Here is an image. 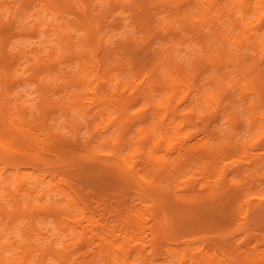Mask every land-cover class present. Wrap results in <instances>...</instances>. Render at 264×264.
<instances>
[{"label":"bare ground","instance_id":"bare-ground-1","mask_svg":"<svg viewBox=\"0 0 264 264\" xmlns=\"http://www.w3.org/2000/svg\"><path fill=\"white\" fill-rule=\"evenodd\" d=\"M69 1L76 2L75 5L79 4L81 10V15H79V17L75 16L76 19L73 22H70L67 19V14L65 15V13H67V9L71 8L67 3ZM123 1L124 0H15L10 4L7 3L9 2L8 0H0V166L3 165L0 174V199L5 204V206L11 207L16 211V213L11 216L8 212L4 210V208H2V206H0V209H2V212L0 211V249L2 248V246L6 245L9 246L11 250H18L16 252L18 257L15 258L13 261H11L12 259L10 258H6V256L4 255L0 256V264H43L45 259L51 255H53V257H49V263L54 261L55 259L57 264H65L66 258H69L71 256L72 258H70V264H98L102 260H105V264H112L110 263V257L112 253L116 254V257L119 259L123 258V264H134V261L131 259L132 250L129 247V240H131L132 238L129 233L131 232V230L127 229L131 225L132 227L133 224L135 225L134 219L133 222L131 220L128 222L125 220L122 221L125 223L122 224L123 230L127 229L125 232L127 233V235H129L128 238L124 236L126 238L124 239V241H128V243L126 241L128 246H125L124 241V243H122V246L119 244L117 245L115 243L117 246L114 250H112V247L114 245L111 243L110 237H106L107 234L106 236H104L105 233L112 232L113 228L111 227L110 229V225H108L107 228L109 227L110 230H105L107 229L105 226L102 227L100 225H97V222L95 225V219L88 220V222L90 221V223L93 222L94 224L93 225L91 223V238L93 236L95 237L104 233V237H100L99 241H101L100 243L98 242V245L101 248L97 245L98 248L93 251L88 250L87 252L81 254L71 253L68 250L69 247L77 246L83 242L84 236L86 235V226H82L83 228L81 227L82 222L81 220L78 221L77 217H75V215L73 214L74 210L71 209L70 205L67 207V212L70 213L69 218L61 217V215L63 214L67 215L66 210L61 206H46L47 204L43 206V198H45V195L43 193V186H41L39 189H32V187H30L26 170L31 168L34 172L32 175L35 177V171L41 172V175H43V168H49L48 170L49 174L52 176V180L50 183V188L48 189L47 196L53 198L55 191H60L62 194H67V187H69L72 191V194L74 193V195H76L79 199L82 200L81 193L69 183V179L67 180L64 177H60V168L62 167L63 169L65 165L67 166L66 168L69 169L68 167L69 165H71L74 159H83L82 161H84L86 156L82 157V155L85 153H87V155L100 156L101 152L107 151L106 153H108V155H112L115 161L123 162L125 167L124 170L118 172L115 169L113 170V173L115 172L117 174V177H119V179H121L123 183L127 181H133L135 184L138 185V189L140 190L142 197L144 198L151 196L154 193L153 189H157L159 191V195H162L163 197L162 201L163 199H166L167 202H165L168 203V205L166 206H168L169 208H165V206L161 207V205L160 207H152L154 213L152 214L153 219H151L155 220V222L157 223V229L153 233L154 238L151 244L152 249L150 252L154 256V259H156L160 253V255L163 254V256H165L164 259L166 258L167 263L173 264L174 258H177V249L176 251H174L176 254L174 257V253L172 252V254L171 251H169L170 247L166 248L163 246V244H165L164 236L167 235L168 237V232L174 230L173 227L174 224H176L174 223V221L176 219L177 220L175 222L178 223L179 221V224L181 223V225H185L182 229H184L187 226L186 224L188 223H190V226L191 224H193L192 230L195 229L194 231H197L196 229L198 228L200 230L201 227L210 230H212V228H216L217 230L222 225H229L232 222L229 220H227V223L221 221V218H225V220L227 218L229 219V214H226L228 211L224 213L221 210L222 207L221 209H219L218 205H216L218 207H213L214 203L218 204L219 201L220 204L221 201L225 203V198L223 200H220L221 197L218 196L219 194L217 195L215 192H212L210 195L208 194V196L204 198L206 200H201V197L204 196H197L195 195L196 192H193L194 194L192 195L191 190V194L188 193V195L190 196H179L177 198V196L179 195L178 194L176 198H174L173 194L170 192L171 189L168 190L164 186V188L162 187V184L164 185V182H161L162 179H164L165 181L167 180V184H171L172 182L170 183V181L175 179L174 177H172L171 179V175L175 174V177H179V175H177L176 173H181L179 171L183 169L182 165H187V162L190 161V157L186 159L187 162H185V160L183 161L185 164H177V157L176 160H174L175 158H171V168L168 170V164H166L164 161H161V164V162L158 161L157 157H154L150 153V151H148L150 145L160 143L164 137L155 138L153 134H150V131L148 134V131L144 133L145 128H142L143 135H145L138 138V143L140 146L139 148H137V152L144 156L145 164L151 163L153 164V166H155V163L158 166H161V176L157 175L155 173L157 171L154 172V170L153 172L154 174H156L157 177H153V179H150V177H152L151 175L150 177L147 176V172L146 175L142 173V167H140L138 165V162L136 163L133 160L132 155L129 154L131 150H127L129 148L128 146L134 138L132 139L129 136V132L132 129L131 126H128L130 124H128L127 126L125 124L129 123L126 113L129 104H132L133 102L135 104H138L139 100H143L144 97V102L146 101L145 104L148 105V112L150 109L155 110L153 114H157V112L160 113V111L163 112L160 117L158 113L159 118H157L156 116V119L158 121V124L160 125L159 129H162V136L163 134L166 135L165 133L168 132L167 134L169 136L167 137V139L164 138L163 140H168V142H166L170 146L173 144V140L171 141L170 138L172 137L170 136V133H178V131L182 128L179 127L180 129L178 130L173 129L176 130V132H173V130H171L172 128H169V124L167 122L169 115H173V117L175 116L177 120L179 118L181 120L180 123L187 124L193 121V119L197 116H199L200 118H205V116H208L209 118L210 115L213 116L214 113L216 114L219 112V110H221L223 111L222 116H224L225 112L230 115L229 118L231 120H234L235 123L237 121L239 122L240 120L238 119L236 108L235 110L231 109L233 108V106L230 108V106L226 104L227 100V102H229L230 100L234 107H237V111L240 107V101L241 103L243 101L244 104L242 103V107L244 106L243 109L248 110V112L245 110V112L248 113V117L250 113L249 120L251 121V126H253V130L256 129L254 128V125L257 122L259 123V121L264 120V110L262 109L263 111H259V108L260 110L261 107L264 108V54L260 53V50L264 49V14H262V12L264 11V0H237L239 2L232 1V8L236 9L235 14L227 10L228 0H204L200 3L194 2V0H134L135 4H137L139 8V12L140 8L143 6V10H141L143 14L142 16L140 14L137 15V13L139 12H136V15L139 18L137 21L132 22H140V24L145 27L147 33L145 35L142 32V34L145 35L144 37H142V35L140 34L141 40L140 38L136 39L135 36L132 35V37L137 40V43H135V45L137 46L132 44V41L129 40L128 43L124 44L123 46H115L114 44L115 47L112 46V49L107 44L108 36L106 37V35L104 34V28H106V25L103 24V20L106 15L105 13L107 12L108 14L109 9L114 7L115 10H117V6L121 5L120 2ZM131 1L129 0L128 3ZM182 1H186L189 4V7L187 4L188 8H185L183 10V4H180V2ZM128 3L126 5H128ZM132 5L133 3L131 4V8L133 7ZM165 6L169 8V11L167 12V16L169 17V19L163 22V19L161 18H163L165 14H161L160 8H162V11H164ZM120 8L122 7L120 6ZM122 11H124V9ZM131 11L134 10L132 9ZM131 11L128 12L127 8V13H131ZM43 12H48V14L50 15V19L48 18V16L46 19L50 21L51 25V29L48 31L50 34H48L47 32V38L44 40L40 38L39 33V30L44 32L46 31V29L43 27L42 22ZM110 12L113 11L111 10ZM125 12H122L124 16L125 14H127ZM149 13L151 14V16H153V19L148 16ZM117 15H119V13H117ZM235 15H237L238 17V19L236 18V20L235 17H233ZM133 17H135L136 19V16L133 15ZM195 17H198L196 19V22H199V24L192 23L191 18H194L195 21ZM166 19L164 18V20ZM123 20H125V18ZM253 20H258V28H256L258 33L256 36H252V34H250L252 28H254L255 30V27L252 26ZM129 25L130 21L128 22V26ZM161 25L163 27L164 25H166L164 31H162L163 28H160ZM131 27L133 28V26H130V29ZM78 29L84 31V33L81 32L83 34H78L76 36V32ZM114 29L115 27L113 28V30ZM130 29L129 33L127 28V31L125 32L124 29V32L130 35V33H132L130 32ZM134 29H136V27ZM13 30H15V32L16 30H19L20 35L17 37L16 35L13 36ZM125 33L123 34L125 35ZM138 33L141 32L139 31ZM115 35L116 33L114 34L113 38L117 37ZM137 35L136 37L138 38L139 35ZM118 37L120 38V36ZM160 40H162L161 42H163V40H165L164 42H166L167 40L166 45L165 43V46L163 45L164 49L166 47L165 50L157 48V46L159 47L158 42ZM183 41H185V43L190 41L187 45H185L187 49L186 51L184 45H181L183 46L186 54H182L183 49L181 48V46H179V44ZM161 42L160 45L163 44ZM108 43L109 45H111V42ZM120 45L122 44L120 43ZM140 51H144L148 56L146 62L143 63L144 65L141 64V68L146 66V70L148 69V72H146V76L147 79H149V84H146V86L144 87L142 86L143 88L140 87L141 84L138 83L139 80H135L134 77V61L135 57H137V52ZM15 52H17V54ZM120 53L122 54V56L126 55L132 57H130V59L126 61V59L124 60L125 57L122 58L120 56ZM43 54L45 55V57H43ZM143 57L145 58V56ZM123 60L126 61L128 68H126V66L125 68H120L121 72L119 73L129 71V74H127L128 77L133 76L134 81H131H133L132 83L134 84L136 83V91L139 92L137 93L138 96H136L134 100H127V98L124 99L123 95V98L121 97L119 99H116L117 92H115L114 94L113 92H111L113 95H115V100H113V95H110L109 93V90L110 88H112L113 84L116 86L114 87L113 85L114 89L116 88L118 89L117 91H121V88L125 84V81L128 82L127 79L125 80V78H128L126 77L127 75H125V78L122 79V75L120 74V80L118 72V75L116 77L118 80L115 79L116 81L114 80L113 84L111 82L115 78V71L119 69V66L121 65L120 62H122ZM63 64H66L65 68L67 70H64V68L62 67ZM136 69L138 70V68ZM88 74H92L97 81V84L94 87L95 101H98L97 104L99 105V102L103 101V99H107V103L110 105L108 106L111 108V110L113 109L114 114H119V117H121L122 119L125 118L124 125H122L125 127L119 125L115 126V120L118 116L111 118L109 117V113L108 115L107 113L98 110V114L100 115L101 113L100 118L98 119V116H96V122H92L87 128L88 132L86 131V133L88 135H86V141L84 145L69 147L68 145L70 144V142L69 144L67 143L65 133L63 131H59L57 127L54 128V125L49 123L48 121L52 119V117L56 121L57 119H63L61 117H64V119L66 120L65 123L67 124L66 127L70 128L73 138L78 139L79 133H81V130H83L84 128L79 126L73 120V116L70 115V113L74 110V106L78 105L82 106L79 107L80 109H78V112L81 111L82 116L86 115V111L84 110L82 104L85 102L86 91H88L89 93L91 92V88L87 86L86 81ZM19 76L23 77L24 82L22 83H24L25 86H28L29 88L32 87L34 93H36L37 97L33 98L31 101L29 98H27L25 94L23 95L21 93L20 88H23L24 84H21L22 87L20 86L18 90H20L22 97L26 96V99L23 100L21 97L20 99L22 100H15L17 99V97L15 98L13 92L16 91L18 93L16 87H18L19 84L16 83V86L14 84L15 87H13V83L17 79L16 78L14 80V78ZM24 77H26V79H24ZM138 78L140 79V81L145 80V78L144 80H141L140 77ZM207 78L209 84L211 85L212 92L209 93V97H204L205 93L207 92V89L205 88L206 84L208 83L206 82ZM228 79L232 83L235 82V85L237 84V87L239 86V88L233 91L231 87L232 83H230V87H228ZM109 80L111 86H109L108 88L107 86L108 84H110ZM123 80L125 81L122 83ZM72 87H75V91L71 90ZM82 87L85 88L83 90H79ZM208 87L210 89V86ZM233 87L235 88L234 85ZM14 88L15 91H13ZM51 89L55 92V94H50ZM236 91H240L241 95L239 96L238 94H236ZM59 93L60 95H58L56 100H53L54 95H57ZM120 94L121 93H119L118 96H121ZM158 96H160V98H158ZM194 98H196V100ZM196 101H199V103L197 104ZM208 101L212 102V106H206ZM194 102L198 106H196ZM69 103H72L71 106L68 105ZM182 104L184 105V107L187 106L185 107L186 110H184V108L178 110V108ZM209 104L211 105V103ZM105 108H107V106ZM148 112L145 113L143 117L141 116L142 118H140L141 120L143 119L145 121V127H147V122H149V120L153 122V119L151 117L152 115L150 116L151 113ZM105 114L107 115V117H105ZM225 116L227 115L225 114ZM242 116L240 118H242ZM246 116L247 115L245 114V119ZM113 125L115 126L114 132L111 128ZM259 125L260 124H258V127H261L259 128V130H263L264 127ZM151 126H149V128L146 130L153 131L152 128L150 129ZM110 128L114 133V137H110V135L105 136L104 134L106 132H111ZM154 131H158V129L155 128ZM138 135L142 134H136V137ZM231 137L233 136L231 135ZM97 138L100 139V144H97V141L99 142ZM231 141L232 140H230L229 143H231ZM237 144L240 147V143L238 142ZM131 145L133 146L132 151L134 154L135 144L133 145L131 143ZM168 145L167 148H169ZM231 149H233V147H231ZM126 150L127 152L129 151L128 154L126 153ZM223 151L224 149L222 148V153ZM227 151L230 152V150ZM45 152H54V159L51 160L49 158L47 159L46 157H43V155H45ZM214 154H216V151ZM78 155H80L81 158L78 157ZM101 155H103V153ZM220 155L218 150V160ZM213 159H216V156L213 157ZM199 160H201L200 157ZM217 161L215 165L218 163ZM203 163L204 168L206 170L210 169L209 167L212 166L213 171V164L211 165L210 163V165H208V162H206L205 165V162ZM254 163H256V161ZM254 163L253 161H250L251 165L249 166H251V168L256 169V167H254ZM225 165L222 166L223 173V167ZM261 165L264 166L262 162ZM216 166L219 167V164ZM259 167L260 163L258 168ZM58 168L59 172H57ZM75 168L77 169L76 166ZM86 168L87 167H85V169ZM94 168L93 171L95 172ZM76 169L75 171L77 172ZM87 169L89 170L90 167ZM70 170L73 169L70 168ZM226 171L228 172V170ZM59 173L60 175L58 176ZM258 173L259 175H261V177L262 175H264L262 173L260 174V172ZM239 176L242 177L241 175ZM159 177H161V181L159 179V183L161 184H159L157 180ZM181 178V176L179 179L177 178L178 182H180L179 180ZM256 178H258V176H256ZM190 181H192V179ZM183 182H185V180H183ZM225 182L227 183L226 180ZM221 183L222 182H220V184ZM249 184L250 182L248 183V185ZM227 186L228 185H226L224 189L221 188V186H215L216 189L219 188L216 190V192L219 191V193H221V189L223 191L228 190ZM14 188H16V190L14 193L11 194V189ZM247 189H249V186ZM221 194L225 196L223 192ZM244 194L246 196V193ZM153 195L155 197V193ZM156 195L158 196V194ZM247 195L248 198L251 197L249 196V192ZM65 196L67 199L69 198L67 195ZM231 197L228 195L227 198L231 199ZM126 198L127 197H125V199ZM153 199L156 200V197ZM230 199L229 204L231 202ZM82 201L86 202L84 201V198ZM154 204L156 205L155 202ZM236 206L237 205H235L234 207ZM37 209H42V212L43 210H45V213H47L48 215L58 216L56 220H53L55 225L51 228L49 236L52 238V241H54V244L57 246L58 252L52 250L51 248L48 250L45 249L42 253L35 254L34 247L36 241L43 240V236L40 233L41 227L38 225L39 223H41V220H37L33 216ZM87 209H89V206L87 207ZM130 210L132 209L130 208ZM153 211L151 210V212ZM202 211H205V213L203 212L202 214L204 216L198 217L199 214L197 213H202ZM130 212L131 211H127V220L132 217L134 218L133 214L135 213L129 214ZM231 212L232 216L235 211ZM171 213L172 215L175 214L177 216V218L173 217L175 220L171 217ZM205 216L206 219L203 220V217ZM21 217H25V219L20 220ZM158 217L162 223H158ZM126 218L124 214L123 219ZM135 218L139 219L138 217ZM84 219H86L87 221V217H85ZM25 222H28L27 226L24 224ZM71 222L75 224V227L69 228ZM139 223L141 224V221L139 222L138 220L136 223V227L137 225H139ZM226 226L227 225H225V227ZM229 227L230 226H228V228ZM188 229L189 228L187 227V229L185 230L188 231ZM120 230L122 232V228ZM223 230L221 229V231ZM113 231L115 232V229ZM173 234H177L175 233V230ZM69 235L73 236V241L65 245L63 243L65 241L64 239L67 238ZM16 238H20L22 241L26 242L25 245L20 249L19 247H12V245L16 242ZM115 238L117 237L115 236ZM112 239L114 241L113 236ZM166 240L168 241V239ZM217 245H219V243H217ZM93 247L95 248L96 246L93 245ZM140 251L141 253H139L138 257L141 263L150 264L148 260L149 257L145 253V250L142 251L141 249ZM118 252H120V254L122 255H117ZM39 256L41 257L39 258ZM195 258L192 257L191 260L195 261ZM166 260L164 261L166 262ZM205 260H208V264H217V261H215L216 263H214L211 260L207 259L205 256H203L202 263L205 264ZM255 260H259V256H256L254 261ZM198 261L201 260L198 259ZM197 263L200 264V262Z\"/></svg>","mask_w":264,"mask_h":264},{"label":"rangeland","instance_id":"rangeland-1","mask_svg":"<svg viewBox=\"0 0 264 264\" xmlns=\"http://www.w3.org/2000/svg\"><path fill=\"white\" fill-rule=\"evenodd\" d=\"M8 1L9 2H7V3L11 4L15 0L14 1L8 0ZM128 1L124 0L123 2H120L121 5L117 6V10H115V8L113 7L114 9L113 8L109 9L108 14H107V12L105 13L106 15H105V18L103 20L104 21L103 24L106 25L107 29L104 28V31H105L104 34L106 35V37L108 36L107 44L112 49H113V47H115L117 45L123 46L124 44H127L129 40H131L132 44L135 45V43H137V40H135L134 37H132V35H134L136 39H139L140 34L142 35V37H144L147 33L145 30V27L142 24H140V22H138L139 24L136 22H132V21L138 20V18H139L137 16L138 14H140L142 16L143 12H141V10H143L142 9L143 6L140 8V12H141L140 13L137 4H135V1L130 0L131 1V2H129L130 5H129ZM146 1H149V0H146ZM201 1H204V0H200V1L194 0V2H199V3ZM232 1L236 2L237 0H235V1L234 0H228L227 10L230 11L231 13L233 12V14H235L236 9L232 8V3H231ZM184 2L183 1L180 2L181 5L183 4L182 5L183 10L185 8L189 7V4L186 1H184ZM237 2H239V1H237ZM67 3L71 8L67 9V13H65V15L67 14V19L70 22H73L76 19L75 16L79 17V15H81V10H80L79 4L75 5L76 2L69 1ZM127 3H128V5H126ZM132 3H133L132 6L135 9L133 7L131 8ZM122 4L126 5V6H123ZM187 4H188V7H187ZM72 6H73V8H72ZM77 6H78V8H77ZM120 6L124 9V11H122L123 9L120 8ZM165 7H164V11H162V8H160L161 14L162 15L165 14L163 16V18H161V15H160V18L163 19L162 20L163 22L167 21L169 19V17L167 16V12L169 11V8H167V7L165 8ZM127 8H128V12L131 11L132 9L134 11H131V13H127ZM165 9H167V10H165ZM111 10L113 12H110ZM125 10H126V12H125ZM73 12H74V14H73ZM122 12L127 13L128 17H127V14H125V16H124L122 14ZM136 12H139V13H137V15H136ZM117 13H119V15H117ZM262 14H264V11L262 12ZM107 15H108V17H107ZM109 15H111V16H109ZM133 15L136 16V19H135V17H133ZM47 16L50 19V15L48 14V12H43L42 22H43V27L46 29V31L44 32V31L39 30L40 38L43 40L47 38V32L51 29L50 21L46 19ZM148 16H150V18L153 19V16H151L150 13L148 14ZM166 16H167V19H166ZM122 17H123V19L125 18V20H123ZM233 17H235V20H236V18L238 19L237 15H235ZM126 18H127V22H126ZM164 18L166 20H164ZM197 18L198 17H195V21H194V18H191L192 23H198L199 24V22H196ZM133 19H135V20H133ZM120 21L121 22L123 21V22L121 23ZM129 21H130V25L128 26ZM257 21L258 20H253L252 26L255 27V30H254V28H252V31L250 32V34H252V36H256L258 33V31L256 30V28H258V26H257L258 22ZM131 22H132V24H131ZM125 25H126V28L128 29V33H129L130 26H133V28L131 27V29H130V32H132V33H130L131 38H130L129 34L125 33L127 31L125 28ZM136 25L139 27L141 25V27L139 28ZM134 26L136 27V29H134L135 28ZM165 26L166 25H164V27L162 25L160 26L161 29L163 28L162 31L165 30ZM114 27H115V29L113 30ZM116 27H117V29H116ZM121 28L123 31L121 30ZM142 28H143V30H142ZM124 29H125V32H124ZM107 30H108V32H107ZM111 31H113V32H111ZM116 31L118 32V35H117ZM133 31H134V33H133ZM139 31L141 33H138ZM174 31H173V34H174ZM81 32L84 33V31L78 29L76 32L77 33L76 36L78 34H83ZM110 32H111V34H110ZM142 32L145 35H143ZM13 33H14L13 36L16 35V37L20 35L19 30H16V32H15V30H13ZM115 33H116L115 36H117V37L113 38ZM119 33H121V34H119ZM123 33H125V35ZM48 34H50V33L48 32ZM109 35H110V38H109ZM136 35L138 36V38L136 37ZM118 36H120V38ZM124 38H128V39H124ZM115 40H117V41H115ZM140 40H141V38H140ZM142 40H143V38H142ZM161 41L162 40H160L158 42L159 47L157 45L156 46L158 49L165 50L166 47L164 49L163 45H164V43L166 45L167 40H166V42H164L165 40H163V42H161ZM108 42H111L110 43L111 45H109ZM140 42H143V41H140ZM160 42L163 44L160 45ZM189 42L185 43V41H183L179 44V46L184 45V48L186 51L187 49H186L185 45H187ZM120 43L122 45H120ZM114 44H115V46H114ZM135 46H137V45H135ZM181 48L183 49L182 54H184V53L186 54L183 46H181ZM261 50H262V52H261ZM261 50H260V53L264 54V49H261ZM15 53L17 54V52H15ZM120 56L122 58L125 57L124 60L126 59V61H128V59H130V57H132V56L129 57L126 55L122 56L121 53H120ZM136 56L137 57H135V61H134V65H135L134 77H135V80H139L138 83H140L141 84L140 87L143 88L144 86H146V84H149V82H148L149 79H147V76H146V72H148L147 71L148 69L146 70V66L141 68V64L144 65L143 63L146 62L148 56L146 55V53L144 51L137 52ZM143 56H145V58ZM43 57H45L44 54H43ZM139 57H140V59H139ZM124 60L122 62H120L121 67L119 66V69L115 71L116 75H114L115 78L111 81L112 84L114 83L115 79L118 80L116 77H117L118 73L121 72L120 68H122V67L125 68V66H126V68H128L126 61H124ZM124 63H125V65H124ZM67 65H68V63H67ZM62 67L64 68V70H67L65 68L66 64H63ZM136 68H138V70ZM141 70H143V71H141ZM138 71H139V73H138ZM115 72H114V74H115ZM120 74L122 75V79H123V78H125V75L129 74V71L119 73V75H118L119 77H120ZM24 76H26V75H24ZM126 77H128V75ZM138 77H140L141 80H144V78H145V80L140 81V79ZM15 79H16V81H14ZM24 79H26V77H24ZM119 79L121 80V77ZM126 79L128 80V82L129 81L130 82L129 83L126 82L125 81ZM14 80H13L14 81L13 87L16 86V83L19 84V86L17 84L18 87H16L18 93L15 91V88L13 90L16 92V94H15V92H13L15 95V98L17 97V99H15V100H18V101H20L22 99L25 100L26 99L25 97L27 96V98H29L31 101L33 98L37 97L36 93H34L32 87H30L31 88L30 89L28 86H25V84L22 83V82H24L22 76L15 77ZM125 80H123L122 83L125 81L126 85L125 84L123 85V87L121 88V91H117L118 89H116V88L114 89V87H116V86L113 84L114 87L112 85V88H110L109 93H110V95H113L115 92H117L116 93V99L121 98L123 95L124 99L127 98V100L128 99L134 100L136 98V96H138L137 93H139L136 91V86H135L136 83L135 84L132 83L134 81V78H133V76H130L128 78H125ZM131 80H133V81H131ZM86 81H87V86H89V88H91L90 93L88 91H86V94L84 93L85 94V102L82 105L84 107V110L86 111V115L82 116L81 111L78 112V109H80L79 107H82V106H78L76 104H75L76 106H74V110L70 113V115L73 116L72 117L73 120L79 126L84 128L83 130H81V133H79L78 139L73 138L72 132L70 131V128L66 127L67 124L65 123L66 120L64 119V117H61L63 119H57V121L54 120L52 117L53 120L50 119L48 121L49 123L54 125V128L57 127L59 131H63L65 133V138L67 139V143L69 144V142H70V144L68 145L69 147H73V146L76 147L78 145H82V146L84 145V143L86 141V135H88L86 133V131L88 132L87 128L90 126V124L92 122H94V123L96 122V120H97L95 118L96 116H98L97 117L98 119L100 118L101 113L99 115L98 114L99 112H97L98 110L105 112L107 114L109 113L110 114L109 117H111V118L118 116L117 119L115 120V124H116V125L114 124L115 126H117V125L122 126V125H124V122H125V120H124L125 118L122 119L121 117H119V114H114L113 109L111 110V108L109 107L110 105L107 103V99H103V101L99 102V105L97 104L98 101H95V94H94V92H95L94 87L97 84L95 77L92 74H88ZM206 82H208V78L206 79ZM109 83H110V80H109ZM230 83H232V82L229 81V79H228L227 80L228 87H230ZM14 84H15V86H14ZM21 84L22 85L24 84V87H25V88L24 87L20 88L21 93L23 95L24 94L26 95L24 97H22L20 90H18L19 87L21 86ZM233 85L235 86V88L233 87ZM109 86H111V83L108 84L107 87L109 88ZM208 86H210V89ZM231 87H232L233 91H235L239 88V86L237 87V84L235 85V82L232 83ZM84 88L85 87H82L79 90H83ZM205 88L207 89V92L205 93L204 97L205 96L209 97V95H210L209 93L212 92L211 91V85L209 84V82L206 84ZM71 90L75 91V87H72ZM82 92H84V91H82ZM111 92H113V94ZM119 93H121L120 94L121 96H118ZM239 93H240V91H236V94H238L240 96L241 93L240 94ZM50 94H55V92L51 89ZM58 95H60V93L57 95H54L53 100H56ZM160 96H158V98H160ZM21 97H22V99H20ZM113 97H114V99H113ZM113 97H112V99L115 100V95H113ZM194 99L196 100V98H194ZM144 100H145V98L143 97V100H139L138 104H135L133 102L132 104H129V106H128V110H127L126 114H127V119L129 120V123H125V124H126V126L128 124H130L128 126H131V128H132L131 131L129 132V136L132 139L134 138L133 141H131V143L133 145L135 144L136 148L134 147L135 152L133 154V151H132L133 146L130 143V145L128 146L129 148L127 150H129V151L131 150V152L129 153V151L127 152V150H126V153L127 154L129 153L130 155H132L133 160L136 163L138 162V165L140 167H142V169H143V172H142L143 174L146 175L148 173L149 175L147 174V176L150 177V175H151L152 177H150V179H153V177H155V178L157 177L156 174L161 176V174H160L161 166H158L155 163H154L155 166H153V164H151V163L150 164L146 163L147 164V167H146V164L144 163V161H145L144 156L137 152V150H138L137 148H139V146H140L138 143V138L145 135V134L143 135V129L144 128H145L144 133L146 131H148L147 132V134H148L150 131V134H153V136L155 138L164 137L167 139V137L169 135L167 134L168 132H166L165 133L166 135L163 134V136H162V129H159L160 125L158 124V121L156 119V116H157V118H159L163 112L160 111V113L157 112V114H153V112H155V110L150 109V108H149L150 109L149 112L151 113L150 116L152 115L151 117L153 119V122L151 120H149V122H147V124L149 126H151L153 124L150 127V129L152 128L154 131L155 128H157L158 131L153 132L152 130H146L149 128V126L147 125V127H145L144 126L146 124V123H144L145 121L143 119L142 120L140 119L143 117V115L145 113L148 112V110H147L148 105L145 104L146 101L144 102ZM209 100H211V99H209ZM227 101H226V104H228L230 106V108L233 106V108H231V109L235 110V108H236V112L238 114V119L240 120L239 122L237 121L235 123L234 120H231L229 118L230 115H228L225 112H224V116H222L223 111H221V110H219V112L216 114L214 113L215 115L213 114V116L210 115L211 118H210V116H209V118H208V116H205V118L204 117L200 118L199 116H197L193 119V121L187 123L188 125L180 123L181 120L179 118L177 120V118L175 116L173 117V115H169L168 119H167V122L169 124V128L170 129L172 128L171 130H173V129L178 130V129L182 128L178 131V133H172V132L170 133V136H172L170 138H171V141L173 140V144L171 146L168 145L167 144L168 140H166L167 141L166 142L163 140L164 139L163 138L160 143L150 145L148 148L149 149L148 151H150V153L154 157L156 156L158 161H160V162L164 161L166 164H168V170L171 168L170 164L172 163V161H170V160H172L174 158H175L174 160H176V157H177V159H178L177 164H181V163L185 164L183 161L185 160V162H187L186 159H188L190 157L189 158L190 161L187 162V165L186 164H185V166L182 165V168L184 170L183 169L180 170L179 172H181V173H178V172L176 173L177 175H179V177H175L176 176L175 174L171 175V179H172V177L175 178V179L170 181V183L171 182L173 183V186H172V183L167 184L166 183L167 180L165 181L164 179H162V181H161V177H159L157 179L158 183H159V179L161 182H164V185L162 184V187L164 186L168 190L171 189L170 192L173 194L174 198H176V196L178 194L179 195L177 196V198L179 196L180 197L190 196V195H188V193L191 194V190H192V195L196 192L197 194L195 193V195L200 196V197L204 196V197H201V200H206L204 198H206L208 196V194L210 195L212 192H215L217 195L219 194L218 196L221 197L220 200H223L225 198L224 199L225 203L223 201H221V204H220V201H219L218 204L214 203L213 207L215 208V207L219 206V209H221V207H222L221 210L224 213H226L228 211L226 214H229V219L227 218L225 220V218H221V221L226 222V223H227V220L232 221L229 225L225 224V225H227L226 227H225V225H222L220 227L222 230L225 227L224 228L225 232H224V230L221 231L220 228L217 230H216V228H212V230H210V229H207V228L205 229L202 227L200 230L198 228V229H196L197 231H194L195 229L192 230L193 224H191V226H190V223L186 224L187 226L184 229H182L185 225L183 226V224L182 225H181V223L179 224V221H178V223L175 222L177 219L175 220L173 217L177 218V216L175 214L172 215V213H171V217L175 220L174 223H176V224H174L173 228L175 230V233H177V234L176 235L173 234L174 230L169 231L168 237H167V235L164 236L165 244L166 243L167 244H166V246H165V244H163V246L166 248L170 247L171 249L169 248V251H171V253L172 252L174 253V257L177 254L176 255L177 258L176 259L174 258L173 264H175V261H176V264H194V263L199 264L197 262H200V264H204V263H202V257L203 256H205L207 259L211 260L214 263H216L215 261H217V264H219L220 262L221 263L223 262L222 264H264V175H262V177H261V175H259V173H258V172H260V174L261 173L264 174V166L261 165V162H262V164H264V161H263V159H264V128H263V130H259V128H261V127H258V124H260L261 126L264 127V120H262L263 122L262 121H259V123L257 122L255 124L256 127L254 125V128H256V129L253 130V126H251V121L249 120L250 119V113H249V117H248V113L245 112L246 109H243L244 106L242 107L243 101H242V103L240 101V107H239L238 111H237V107H234V105L232 104V102H230V100H229V102H227ZM208 102L211 103V105ZM208 102H207L206 106H212V102H210V101H208ZM198 103H199V101L197 102V104ZM71 104L72 103H69L68 105L71 106ZM105 104H107V105H105ZM182 105L178 108V110L183 109V108H184V110H186L185 107H187V106L184 107V105L183 106ZM195 105H196V103H195ZM106 106H107V108H105ZM196 106H198V105H196ZM262 109L264 110L263 107H261V110L259 108V111H263ZM212 110H215V109H212ZM246 111L248 112V110H246ZM158 113H159V117H158ZM225 114L227 116H225ZM242 114H243V116H242ZM245 114L247 115L246 119H245ZM241 116H242V118H240ZM105 117H107L106 114H105ZM150 122H151V124H150ZM208 123H209V125H208ZM114 125L111 127L113 129V132L115 129ZM171 125H173V126H171ZM122 127H125V126H122ZM112 129H111V132H109V133L106 132L107 134L104 133L105 136L110 135V137H114V133L112 132ZM208 129H210V130H208ZM176 130H173V132L174 131L176 132ZM209 131H210V133H209ZM136 134H142V135H138L136 137ZM216 134H218L219 137ZM231 135L233 137H231ZM135 138L137 139V141ZM97 139L99 140V142L97 141V144L98 143L100 144V139L99 138H97ZM230 140H232L231 143H229ZM233 141H235V142H233ZM238 142L240 143V147L237 144ZM81 143H83V144H81ZM137 143H138V146H137ZM167 145L169 146V148H167ZM191 146H193V147H191ZM198 146H199V148H198ZM200 147H202V148H200ZM231 147H233V149H231ZM195 148H197V149H195ZM222 148L224 149L223 153H222ZM191 149H192V152H191ZM218 150H219V155L221 153V155L219 156V160L217 159L218 158L217 157ZM227 150H230V152ZM215 151H216V154H214ZM104 152H101V154L103 153V155L100 154V156L99 155H97V156L87 155V153H85L83 155L81 154L82 157L86 156L84 161H82L83 159H81V160L74 159L73 162L71 163V165H69V167H68L69 169H67L66 168L67 166H65V165H64L63 169H62V167L60 168V171H61L60 177H64L67 180L69 179L68 180L69 183L71 185H73V187H75L81 193L82 200L84 198V201H86V202H83L76 195H74V193L72 194V191L69 187H67V194L66 193L62 194L60 191H55L53 198L47 196L48 195V189L50 188V183L52 180V176L49 174V170H48L49 168L48 169L43 168V175H41V172L35 171L36 172V176H35L36 179L32 175L34 173L33 170L31 168L27 169L26 172H27L28 182L30 184V187H32V189H39L41 186H43V193L45 195V198H43V206H45V204H47L46 206H61L62 208H64L66 210V213H67V215L63 214V215H61V217L62 218H69L70 213L67 212V209H68L67 207L70 205L71 209L74 210L73 214L75 215V217H77L78 221L81 220V222H82L81 227L86 226L85 227L86 228V231H85L86 235L84 236L83 242L77 246L69 247L68 250L71 253L81 254V253L87 252L88 250L93 251V250L97 249L99 246L98 242L100 243V241H101V240L99 241V238L106 236V234H107L106 237H108V238L110 237L111 243L114 245L112 247V250L116 249V246L118 244L122 246V243H124V242H125L124 243L125 246H128V244H127L128 241L126 240L127 243H126V241H124V239L129 237V235H127V233L125 232L128 229V230H131V232H129V233L132 236V238H131V240H129V247L132 250L131 251V259L134 261V264H142L139 257H138L139 253H141V251H140L141 249H142V251L145 250V253L149 257L148 260H149L150 264H169V263H167L166 258L164 259L165 256H163V254L160 255V253H159V256L157 254V256L159 258L157 257L156 259H154L153 258L154 256L150 253L151 249H152L151 244H152L153 238H154L153 233L157 229V227H156L157 223L155 222V220H152L153 219L152 214L154 213L152 207L153 206L160 207V205H161V207L165 206V208H169L168 206H166V205H168V203H166L167 202L166 199H163V201H162L163 197H162V195H159V191L157 189H153L154 193H155L156 200L153 199V198H155L153 195L154 193L151 195L152 198H151V196H149V197H145V198H147V199H145L144 197H142V194H141L140 190L138 189L139 188L138 185L135 184L133 181H127V182L123 183L122 180L119 179V177H117V174L115 172L113 173L114 169L117 170V172L124 170L125 167H124L123 162L115 161V159L112 155H110V154L108 155V153H106L107 151H104ZM188 152H189V155H188ZM190 153H193L194 155L190 154ZM53 154H54V152H51V153L45 152V155H43V157H46L47 159L49 158L52 160V159H54ZM111 156H112V158H111ZM184 156H186V157H184ZM215 156H216V159L218 161L216 159H213V157H215ZM78 157L81 158L80 155H78ZM199 157L202 161L199 160ZM192 158H195V159H192ZM157 159H155V160H157ZM254 159H256V160H254ZM193 160L195 162L196 161L197 162L195 163ZM216 161L218 162L216 165L219 164V167L221 165L220 168L215 165ZM250 161H253V163L256 161L257 164L254 163V167H256V169L251 168V166H249V165H251ZM80 162H81V166H80ZM203 162H205V165H206V162H208V165H210V163H211V165L213 164L214 165V167H213L214 172L212 171V166L209 167L210 169L206 170L204 168ZM84 163H85V165H84ZM189 163H191V164H189ZM259 163H260V167L258 168ZM95 164H96V166H95ZM161 164H162V162H161ZM223 165H225L223 167L224 173L222 171ZM72 166H74V167H72ZM75 166L77 167V169L75 168ZM261 166H262V168H261ZM2 167H3V165L0 166V174H1V168ZM85 167H87V168L90 167V169L89 170L87 168L85 169ZM94 167H96V168H94ZM70 168H72L74 170V173H73V170H70ZM81 168H83L84 170ZM93 168L95 169V172L93 171ZM75 169L77 170V172L75 171ZM239 169H240V171H239ZM253 169H254V171H253ZM153 170H154V172L155 171H157V172L159 171V172L158 173L155 172L156 174H154ZM215 170H216V173H215ZM226 170H228V172ZM65 171H67V172H65ZM57 172H59V168L57 169ZM91 172H92V174H91ZM225 172H226V174H225ZM244 172H246V173H244ZM252 173H253V175H252ZM246 174H247V176H246ZM59 175H60V173L58 174V176ZM239 175H241L243 178L240 177ZM180 176L182 178L179 180L180 182H178V179L180 178ZM244 176H245V178H244ZM256 176H258V178H256ZM251 177H253V178H251ZM70 178H71V180H70ZM259 178H260V180H259ZM186 179L188 182L186 181ZM191 179H192V181H190ZM222 179H223V181H222ZM183 180H185V182H183ZM225 180L227 181V183L225 182ZM175 181H177V182H175ZM218 181L222 182L221 184H223V185H221L220 182H218ZM249 182H250V184L248 185ZM186 183H188V184H186ZM159 184H161V183H159ZM217 185H218V187L221 186V188H223V189L226 187V185H228L227 186L228 190L223 191L221 189V193L223 192L225 194V196L222 195L221 193H219V191L216 192V190L219 189V188H217V189L215 188V186L217 187ZM247 185L249 186V189H247L248 188ZM170 186H171V188H170ZM255 186H257V187H255ZM122 187H123V189H122ZM214 188H215V190H214ZM230 188H231V190H230ZM174 189L176 192L174 191ZM242 189H243V191H242ZM246 189H247V191H246ZM15 190H16V188L11 189V194L14 193ZM208 191H210V192H208ZM226 192L230 197L232 196L231 199L229 198L231 200L230 204H229V199L227 198L228 195L226 194ZM248 192H249V196H251L249 198L247 195ZM244 193H246V196ZM156 194H158L159 199H158V196ZM65 195H67L69 198L67 199ZM125 197H127L126 198L127 200L125 199ZM158 200H159V202H158ZM160 200H161V202H160ZM154 202L156 203V205L154 204ZM164 203H165V205H164ZM216 205H218V206H216ZM235 205H237V206L234 207ZM0 206H2V208H4V210L6 212H8L11 216L16 213V211L13 208L5 206V204L1 201V199H0ZM88 206H89V209H87ZM230 207H231V209H230ZM130 208L132 210H130ZM1 210L2 209H0V211ZM41 210L42 209H37L35 214H33V216L37 220H41V223H39L38 225L41 227L40 233L43 236V240L36 241V243H35V247H34L35 254L42 253L45 249L48 250L51 248H52V250H55L58 252L57 246L54 244V241H52V238L49 237L50 236V230L55 225L53 220H56L58 216L48 215L47 213H45V210H43V212ZM151 210L153 212H151ZM127 211H131L129 214H133V213H135V214L137 213V214H136V216H135V214H133L134 218L132 217L129 220H127L128 219V218H126L128 216ZM231 211H235L234 212L235 214L233 213L232 216H231V213H232ZM203 212L205 213V211H202V213L201 212L197 213V214H199L198 217L204 216V215H202ZM124 214H125L126 219H123ZM200 214H201V216H200ZM222 215H223V213H222ZM85 217H87V221H86V219H84ZM135 217H138L139 219H136ZM160 218H161V216H160ZM23 219H25V217L20 218V220H23ZM90 219H95L94 220L95 225H96V222H97V225H100L102 227L105 226L106 228L108 225H110V229H111V227L113 229H112V232H109V233L113 234V235H110L109 233H105V235L103 236L104 233H102L98 236H95V237L93 236L91 238L90 237L91 236L90 230L92 229L91 223L93 224V222H91V223H90V221L88 222V220H90ZM133 219L135 221L134 222L135 225L133 224L134 228L131 225L129 228L123 230L122 224H125V223L122 221L125 220L128 222L131 220L133 222ZM205 219H206V216L203 217V220H205ZM138 220H139V222L141 221V224L139 223V225H137V227H138L137 228L136 223ZM159 222L162 223L158 217V223ZM24 224L27 226L28 222H25ZM116 225H118V226H116ZM120 226L122 228V232L124 231L125 233L121 232ZM228 226H230V227L228 228ZM232 226H233V228H232ZM73 227H75V224L71 222L69 228H73ZM187 227L190 230L189 229H188V231L185 230V229H187ZM206 227H208V226H206ZM110 229L108 227L105 230H110ZM114 229H115V232L113 231ZM183 231H185V232H183ZM180 232H181V234H180ZM112 236H113L115 242L113 241ZM115 236L117 238H115ZM124 236H126V238ZM45 238H47V239H45ZM165 238L168 239L169 242ZM117 239H118V241H117ZM15 240H16L15 244L12 245V247H14V248L19 247V249H20L26 243L25 241H22L20 238H16ZM64 240L65 241L63 243L66 245L67 243H70L73 241V236L69 235ZM120 242H121V244H120ZM216 242L219 243V245H217ZM124 244H123V246H124ZM93 245H95L96 247L94 248ZM172 247H173V250H172ZM176 249H177V252L179 254L177 252L175 254L174 251H176ZM17 251L18 250H11L9 248V246L4 245L0 249V256L4 255V256H6V258H10V259H12L11 261H13L15 258L18 257V255L16 254ZM117 255L121 256L122 254H120V252H118ZM184 255H185V257H184ZM256 256L257 257L259 256V260H257L258 262L256 260L254 261ZM40 257L41 256H39V258ZM49 257L52 258L53 255L48 256L45 259V261L43 262V264L49 263ZM192 257H194V258L196 257L195 261L191 260ZM70 258H72V257L70 256L69 258H66L65 264H70V262H71ZM260 258H261V260H260ZM198 259H200L201 261H198ZM164 260H166V262ZM123 261H124L123 258L119 259L116 257V254L112 253V255L110 257V263H112V264H123ZM205 262H206L205 264L209 263L208 260L207 261L205 260ZM49 264H57V262L54 259V261L50 262ZM98 264H105V260L100 261Z\"/></svg>","mask_w":264,"mask_h":264}]
</instances>
